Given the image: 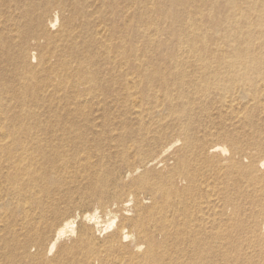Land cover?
Segmentation results:
<instances>
[{"label":"bare ground","instance_id":"1","mask_svg":"<svg viewBox=\"0 0 264 264\" xmlns=\"http://www.w3.org/2000/svg\"><path fill=\"white\" fill-rule=\"evenodd\" d=\"M159 1L154 18L145 8L143 41L159 44L168 22L175 51L151 64L111 51L101 10L112 14L114 0H0V198L56 192L57 168L80 158L98 186L90 195L118 174L106 158L129 167L124 177L144 195L121 201L104 225L97 211L83 215L79 231L68 217L50 229L0 227V264H264V0H166L171 12ZM115 102L129 113L103 146L92 105L107 118ZM169 116L186 123L164 140ZM89 153L100 159L91 172ZM227 182L249 183L250 208Z\"/></svg>","mask_w":264,"mask_h":264},{"label":"rangeland","instance_id":"2","mask_svg":"<svg viewBox=\"0 0 264 264\" xmlns=\"http://www.w3.org/2000/svg\"><path fill=\"white\" fill-rule=\"evenodd\" d=\"M143 2H145V1L144 0H114L113 4L114 3L115 4L114 5L112 4V8L114 7L112 14L110 13L109 10H105V9L101 10L102 17H104V18H102L103 22L101 21V24L103 26L105 25L102 28H104L106 30L105 31V38L108 41L110 40L109 42L112 43L111 44V51L112 52L122 53L126 56L135 55L137 53H140V54H143L144 59H148L151 62V64H154L155 58L160 63L163 61L162 56H164L168 53H172V51H175V43L172 40V37L170 36V34L168 36V33H167L170 23L166 22V24H164V27H163L164 29L158 33L156 38L158 39L159 44L156 43V44H153V46H152V45H147V43H144L142 34H143V31L146 30V27H143L141 25V21H142V17L144 18V15H145V11H146L145 8H147L149 6H153V8H155L154 9L155 13H153L151 15L152 18L157 16V14L159 13V11L162 8L158 5H156L157 4L156 0H149V2H146V4H144ZM161 3L166 5L169 12H171L173 10V7H170L166 0H162ZM216 7L218 8V6H216ZM99 23H100V21H99ZM125 25H127L128 28L126 30H122V28H124ZM102 28H101V30L103 31L104 29H102ZM120 40L124 41V43L120 44L119 43ZM138 43H139V51L136 50L137 47L135 45ZM96 51H98V54H99V52H101L97 49L96 50L94 49L93 52H96ZM153 52H155V53H153ZM86 53L92 54L91 51H88ZM73 66H74V64H73ZM117 76H118V74H116L115 80L113 78H110L112 80V83L119 79ZM156 86L157 85L153 84V88H156ZM154 90H158V89H154ZM151 99L152 98H148L149 104H145L144 107L147 108V107H151L153 105ZM214 100L215 99L212 100V98H209V99L207 98L203 101H201V100H199V101H201V103L205 104L206 106L208 105L209 107H207V108H209L211 110L213 108L210 104L212 102H214ZM160 101L162 102L163 98ZM94 103H96V102H94ZM115 103L106 104V106L108 105L107 107L112 109V112H113L111 115H109V113H108V115H106L107 118L106 117L104 118L102 115V111H100L103 106L96 105V104L92 105V109L99 110L98 116H97L98 120L96 121V128L94 130H96L95 132H98V133L100 131V133H99V144H101L103 146H105L106 143H108V142H114L117 140V134H116V132H113L112 130L121 122V119L126 118L128 116V113H129V110H127V112H125V110L122 107L120 102H118L116 104ZM88 104H90V103H88ZM163 107H164V105H163ZM198 108H199V104L195 101V109H198ZM127 109H129V106ZM219 110L223 111L224 109L222 107H219ZM212 113H215V111ZM99 114H101V115L99 116ZM215 116L216 115H214V118H215ZM223 118H218L214 123L215 124H223L224 123L226 125L225 129L233 130L231 127H229V125H230L229 120L228 119L224 120ZM185 123H186L185 119H183V118L178 119L175 116H173V117L169 116L167 119H165L163 126H166L167 130L164 133L165 134L164 140H168L169 138H172L174 135H178L181 132L180 126L184 125ZM211 130H212V132H217L218 128H211ZM219 131H220V129H219ZM59 136L61 137V140H62V144L60 146H62L65 149V152H66L65 155L66 156L70 155V157L72 158L73 157L72 156V148L68 144V142L66 141L68 136L62 135L61 132H60ZM108 149L109 148L106 149L105 155L108 157H111L113 155L114 149H109V151H108ZM73 159H75V157ZM105 160H106V166L107 167L112 168L114 166L118 169V174L115 177V180H113V182L111 183L109 190L105 194H103L102 196L97 197V196H93V195L89 194L88 188H90L92 186H96V187H98V186H97L96 182L93 181V179H91L88 176L89 175L88 173H87V175H85V172H83V170H82L83 167H81V165L84 164L83 158H80V160H77V162L69 160V164H68L69 167L68 168H66V169H62V168L60 169V167L57 168V172H58L57 175L60 177V179L62 181V186L56 192L53 191L49 195H45V194L41 193L40 195L35 196V197H37L36 199L35 198H22V196L17 198V200H16V198H4V199L0 198V215H1L0 218L2 217L0 219V223H2V224H0V227H5V226L8 227V225L11 226L13 223L14 227L16 226L15 228H17L20 226V223H22V221L23 222L29 221L31 224H33V225L35 224L34 226H37L39 229H42L45 225H47L48 228L50 229V228H53L54 226H56V224L62 218L68 217V218L74 219L75 224L77 226V230L79 231L85 227V223L82 220L84 217L83 215L92 214L95 211H97L99 213V216L101 217V220L103 221L102 224L104 225L105 224L104 221H106L109 218L108 216H109L110 210H115L117 208V206L120 205L121 201L134 199V198L140 199V198L144 197L143 194L142 195L138 194V196L140 195L138 197L137 194L135 193V191L133 189H131V181L133 179L132 178L126 179V177H124L125 172L127 171V169H129V167L124 165L118 159L113 160L112 158L111 159L106 158ZM89 162H90L89 170L91 172L93 170V168L94 169L97 168V166L100 162V159L95 154L93 155L92 153H89ZM66 176H67V178H66ZM225 186H226V184H225ZM217 187H218L217 189L220 190V187L219 186H217ZM238 187H240L241 190L244 193H246V196L241 197V199L239 201L241 202V204L243 206L245 205L244 208H246V207L250 208L249 200L251 198H256V196L254 194V189L249 185L248 182H242V183H240L239 186H237L233 182H227L226 190L229 191V193H231L232 196H235V198H237V196L235 195L236 193L234 191H236L238 189ZM126 191H128L129 193ZM54 193H55V195H52ZM246 197L248 198L247 200L243 199ZM145 198H146V196H145ZM56 200H57V202H56ZM98 200H99V202H98ZM57 203L60 205H58ZM1 204H2V206H1ZM55 205L57 208L59 207V209H60L59 213L60 214L62 213L61 216L54 213V208L56 209ZM3 210H4V212H3ZM2 212L4 213L3 215H2ZM24 212H26V213L28 212V213L24 214ZM26 215H27V217H26ZM47 216H48V218H47ZM14 219H16V220H14ZM44 219H46V220H44ZM19 220H22V221H20V223H19ZM52 220H54V221H52ZM43 221H45V222H43ZM65 239L66 240L62 242L63 245L64 244L69 245L70 241L74 240V239L69 240L70 238H67V237Z\"/></svg>","mask_w":264,"mask_h":264}]
</instances>
